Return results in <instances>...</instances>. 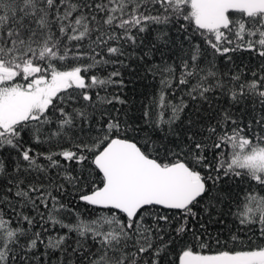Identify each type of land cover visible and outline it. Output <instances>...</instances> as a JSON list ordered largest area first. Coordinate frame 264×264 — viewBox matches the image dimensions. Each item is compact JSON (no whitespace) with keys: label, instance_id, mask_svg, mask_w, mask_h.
<instances>
[{"label":"snow or ice","instance_id":"1","mask_svg":"<svg viewBox=\"0 0 264 264\" xmlns=\"http://www.w3.org/2000/svg\"><path fill=\"white\" fill-rule=\"evenodd\" d=\"M0 264H264V0H0Z\"/></svg>","mask_w":264,"mask_h":264},{"label":"trees","instance_id":"2","mask_svg":"<svg viewBox=\"0 0 264 264\" xmlns=\"http://www.w3.org/2000/svg\"><path fill=\"white\" fill-rule=\"evenodd\" d=\"M133 86L132 85H129V89H131ZM137 88H140L141 86L140 85H137L136 86ZM139 97H137V99H138Z\"/></svg>","mask_w":264,"mask_h":264}]
</instances>
